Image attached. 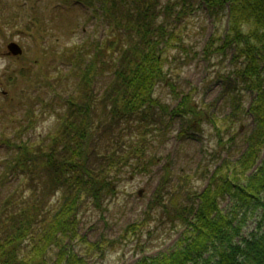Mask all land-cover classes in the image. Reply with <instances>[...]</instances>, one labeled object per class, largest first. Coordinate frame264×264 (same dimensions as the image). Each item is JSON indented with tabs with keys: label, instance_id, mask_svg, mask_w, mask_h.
Instances as JSON below:
<instances>
[{
	"label": "trees",
	"instance_id": "obj_1",
	"mask_svg": "<svg viewBox=\"0 0 264 264\" xmlns=\"http://www.w3.org/2000/svg\"><path fill=\"white\" fill-rule=\"evenodd\" d=\"M72 1L89 7L96 2L64 0ZM98 1L107 26L101 40L65 47L60 54L57 46L37 44L36 70L25 68L8 84L20 89L22 77L34 76L36 84L54 92L53 98L45 101L41 92L26 100L12 91L0 104L8 107L16 100L20 108H29L25 129L40 120L37 103L43 107L40 117L49 109L59 121L36 142L23 140L22 130L3 140L12 154L0 172V264H89L88 259L104 258L151 222L148 235L163 226L168 235L181 229L180 236L169 253L142 256L133 264H264V0ZM201 2L215 25L203 57L217 67L221 86L219 108L207 106L214 108L211 134L219 149L205 153L197 170L205 165L206 187L200 191L184 178L175 180L173 168L165 167L142 220L126 226L117 239L71 247L70 242L84 239H78L81 210L106 212L126 169L143 176L152 172L158 163L150 152L153 136L166 135L177 123L180 141L196 135L194 121L203 112L191 105L190 96L170 109L156 91L167 85L174 93L172 80L180 68L174 62L187 63L179 62L180 53H187L179 29L183 24L186 29ZM4 14V40L29 24L34 35L36 30L44 38L47 24L36 13L27 27L5 35ZM173 47L180 48L179 55L167 53ZM57 59L70 66L67 73ZM65 93L60 106L57 99ZM247 94L253 96L248 107ZM226 108L230 111L221 125L217 113ZM247 114L254 127L243 135L246 149L236 157L240 126L234 127ZM5 116L1 110V125ZM226 198L229 212L220 208ZM246 210L258 212L259 220L256 230L242 238Z\"/></svg>",
	"mask_w": 264,
	"mask_h": 264
},
{
	"label": "rangeland",
	"instance_id": "obj_2",
	"mask_svg": "<svg viewBox=\"0 0 264 264\" xmlns=\"http://www.w3.org/2000/svg\"><path fill=\"white\" fill-rule=\"evenodd\" d=\"M57 7L66 8V4L62 0H0V12L3 11V14L6 12L8 15H12L11 18H7L6 16L8 15L4 14L5 17L1 19L5 22V24L4 22L2 23L3 25L1 24V29L5 35H9L14 27H23L24 24L32 22L34 13L47 24V28L44 31V38H41L36 30L34 35L30 24L29 30L25 29V32L17 30L13 35V39L16 42L20 41L25 51L23 55L17 58L6 55V43L3 42L4 39L0 36V99L4 96L8 97L9 91H14L16 95L26 100L30 94L32 96H38L41 92L45 96V100L48 97H53L52 93L47 94V89H44L34 82V76L29 78L22 77V80L19 82L20 89L18 85L16 90H13L12 86L8 85L17 76L21 78L20 71H23V69L26 68V70H29L33 68L34 71L36 70L35 58L38 53H35V45L41 44L44 48L50 44L52 48L53 46H57L60 54L61 49L65 47L81 44L85 40H100L103 37L105 27L101 25V19L99 15L95 14V10L81 9L80 11L79 9L75 11L74 3H69L67 7L69 12L61 10V12L58 11L55 13L54 9ZM70 10L73 11L70 12ZM80 16H82L81 20H79L81 18ZM189 21L190 23L186 26V29L182 27L184 24L179 29L180 39L183 42L182 45L186 48L187 52L186 54L183 52L180 53L181 57L179 62L187 63L180 64L177 61L174 62V65L180 67L178 71H175L172 80L175 91L172 93L169 86L159 85L156 96L161 102L169 106L170 109H173L183 101L182 97L188 94L191 99V105L198 108L200 112H203L194 121V133L196 135H192L185 142L180 141V136H177L180 132V123H177L169 128L166 135L158 133V135L153 136L150 152L158 158V163L154 166L152 165V172L149 175L143 176L133 173L129 168L126 169L122 176L119 194L116 199L108 204V210L106 212L99 213L91 208L81 210L78 239L81 237L84 239L70 242L71 247L76 246L77 249L84 247V243L80 241L92 244L99 242L103 237L108 240L117 239L126 226L142 220L165 167L173 168V178L175 180L184 178L183 181L186 185H191V187L197 190H202L206 186L208 179L206 177L202 178L205 165L197 172L198 165L205 153H211L219 149L217 138L214 134H211L214 129L210 121L209 112H213L214 108H207V106L216 103L215 109L219 108L221 100H218V96L221 86L219 80L216 78L217 67L214 64L208 65L203 57V49L214 31L215 25L206 16V7L203 2L197 4L196 11ZM71 24L73 27L81 24V29L72 28L71 30H67ZM24 26L27 27V25ZM33 27L37 28L38 25L33 24ZM36 40L39 42L37 43ZM179 51L180 48L173 47L167 53L179 55ZM55 63L61 65L62 61L57 59ZM60 67L62 69L61 71L67 72L66 64ZM252 97V95L247 94L246 107L249 106ZM64 98L60 100L62 103ZM37 107L39 109L43 108L39 104ZM1 110L4 111L3 108ZM6 111L17 114L14 121H21V118H23L20 104L16 100L13 101V104L6 107ZM229 111V108H226L224 111L218 110V121L221 125L225 124L223 117ZM55 119L54 113L47 109L36 127L24 133L23 139H28L33 142L38 141L50 132L54 126L56 127ZM254 123L253 117L247 114L244 115L241 122L235 125L234 128L236 130L240 126V135L237 137L238 142L235 150L236 157H239L245 151L246 145L243 135L251 131ZM2 130L3 132L1 133ZM10 135L12 136L13 133H10L5 125H0V140L5 138L4 136ZM9 156L10 149L7 142L0 141V162H2L0 171L4 169L5 160ZM220 208L223 212H229L231 208L230 198H226L221 203ZM243 216L245 217V224L241 229L242 238L248 237L250 233L256 230L259 213L253 210H246ZM154 225L155 223L152 222L148 227L145 225L141 233H137L136 236H130L127 243H120L114 251H106L102 259L94 255L88 259V263L133 264L142 256L149 257L161 253H169L175 246L181 229L176 232H171L168 235L166 233L167 227L160 226L157 232L148 235L147 230L153 231Z\"/></svg>",
	"mask_w": 264,
	"mask_h": 264
},
{
	"label": "water",
	"instance_id": "obj_3",
	"mask_svg": "<svg viewBox=\"0 0 264 264\" xmlns=\"http://www.w3.org/2000/svg\"><path fill=\"white\" fill-rule=\"evenodd\" d=\"M8 50L10 54L18 55L21 54V49L16 43H10L8 44Z\"/></svg>",
	"mask_w": 264,
	"mask_h": 264
}]
</instances>
